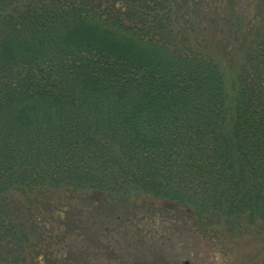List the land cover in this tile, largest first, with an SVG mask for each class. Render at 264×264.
I'll list each match as a JSON object with an SVG mask.
<instances>
[{"label": "trees", "instance_id": "1", "mask_svg": "<svg viewBox=\"0 0 264 264\" xmlns=\"http://www.w3.org/2000/svg\"><path fill=\"white\" fill-rule=\"evenodd\" d=\"M243 2L0 0V264H42L13 192L264 219V0Z\"/></svg>", "mask_w": 264, "mask_h": 264}, {"label": "rangeland", "instance_id": "2", "mask_svg": "<svg viewBox=\"0 0 264 264\" xmlns=\"http://www.w3.org/2000/svg\"><path fill=\"white\" fill-rule=\"evenodd\" d=\"M243 1V12L257 3ZM219 48L212 52L222 58L233 56L234 52L228 56L225 49ZM235 53L236 60H240V52ZM227 75L232 76L229 66ZM64 195L62 191L53 193L52 210H48L43 201L30 202L21 192L12 193L32 209L33 215L44 218L37 220L40 234L34 239L41 248L42 264H186V260L188 264H264V219L251 221L241 215L231 228L224 218L202 225V220H187L180 211L175 217L162 213L160 201L151 196L132 195L101 202L95 200L96 192L92 193L93 200L65 201ZM61 202L71 205L69 214L61 213L62 219ZM149 202L154 203L153 207Z\"/></svg>", "mask_w": 264, "mask_h": 264}, {"label": "water", "instance_id": "3", "mask_svg": "<svg viewBox=\"0 0 264 264\" xmlns=\"http://www.w3.org/2000/svg\"><path fill=\"white\" fill-rule=\"evenodd\" d=\"M185 263H186V264H188V263H189V261H188V260H186V261H185ZM178 264H179V263H178Z\"/></svg>", "mask_w": 264, "mask_h": 264}]
</instances>
